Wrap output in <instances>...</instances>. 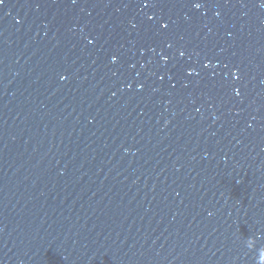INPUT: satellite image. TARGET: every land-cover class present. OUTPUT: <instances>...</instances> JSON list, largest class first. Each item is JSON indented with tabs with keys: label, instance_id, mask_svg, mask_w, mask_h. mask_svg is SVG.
<instances>
[{
	"label": "water",
	"instance_id": "obj_1",
	"mask_svg": "<svg viewBox=\"0 0 264 264\" xmlns=\"http://www.w3.org/2000/svg\"><path fill=\"white\" fill-rule=\"evenodd\" d=\"M0 264H264V0H3Z\"/></svg>",
	"mask_w": 264,
	"mask_h": 264
},
{
	"label": "snow or ice",
	"instance_id": "obj_2",
	"mask_svg": "<svg viewBox=\"0 0 264 264\" xmlns=\"http://www.w3.org/2000/svg\"><path fill=\"white\" fill-rule=\"evenodd\" d=\"M0 3H3V0H0ZM197 7H199V5H197Z\"/></svg>",
	"mask_w": 264,
	"mask_h": 264
}]
</instances>
